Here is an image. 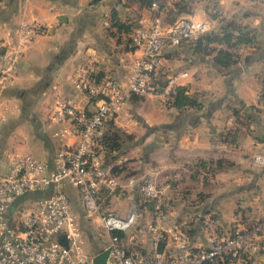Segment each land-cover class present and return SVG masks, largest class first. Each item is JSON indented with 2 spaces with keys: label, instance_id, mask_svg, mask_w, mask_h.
Returning <instances> with one entry per match:
<instances>
[{
  "label": "crops",
  "instance_id": "obj_1",
  "mask_svg": "<svg viewBox=\"0 0 264 264\" xmlns=\"http://www.w3.org/2000/svg\"><path fill=\"white\" fill-rule=\"evenodd\" d=\"M114 9L131 30L105 26L106 16L112 17ZM164 10L174 16L207 20L213 32H221L233 22L245 31H254L255 41L242 45L241 53L233 51L237 47L212 43L215 49H229L238 55V61L228 68L215 62L216 51L203 54L191 44L166 45L160 76L188 72L178 83L187 87V93L195 95L202 107L179 110L157 95L142 99L130 95L123 109L104 126L106 130L112 123L132 136L123 134L122 149L109 155L104 151L102 157L106 177L101 188L103 210L122 217L138 214L135 226L119 231L128 252L148 254L152 247L153 233L148 225L153 209L140 191L143 179L155 180L164 191L162 225L178 226L193 248L210 247L205 226L209 217L216 219L221 234L231 231L238 221L248 225L264 219V164L257 159L264 156V105L258 101L264 86V0H167ZM153 13L152 8L125 0L0 2V41L8 42L11 30L22 22L41 23L48 31L35 38L21 59L14 84L0 90V101L9 106L0 134V175L7 172L13 153L52 162L60 145L54 134L69 126L51 120L50 110L41 101L34 103L32 111L28 96L42 94L44 100L52 98L54 102L77 96L82 106L93 108L90 97L74 86L76 68L92 62L100 80L109 76L119 80L128 62L139 53L127 33L145 25ZM27 121L33 126L28 127ZM29 136L31 145L27 144ZM18 140L24 142L18 147L30 150L14 148ZM64 141L75 145L78 138L67 134ZM12 149L16 150L10 152ZM47 193L44 190L42 196ZM73 196L84 249L94 257L108 248L110 233L102 225L100 213H87L80 196L76 200ZM161 249L167 255L181 252L169 237ZM239 264H264V251Z\"/></svg>",
  "mask_w": 264,
  "mask_h": 264
},
{
  "label": "built area",
  "instance_id": "obj_2",
  "mask_svg": "<svg viewBox=\"0 0 264 264\" xmlns=\"http://www.w3.org/2000/svg\"><path fill=\"white\" fill-rule=\"evenodd\" d=\"M152 9L154 13L147 23L126 35L139 53L128 62L119 80L112 76L94 78L92 62L81 63L76 68L74 86L90 97L93 108L82 106L77 96L56 100L51 105V120L69 124L54 134L60 145L53 161L31 154L10 155L8 170L0 175V264H93V257L84 249L82 226L65 185L79 190L87 213H100L101 223L110 233L107 264H239L264 251V219L248 225L238 221L231 231L221 234L217 221L209 217L205 226L210 247H191L178 226L162 225L166 198L153 179H143L140 183V191L152 202L153 209V219L148 225L153 241L148 254L128 252L115 234L135 226L136 212L122 217L113 210H103L101 188L106 177L101 136L106 122L123 109L131 93L157 95L172 105L178 82L188 72L180 71L161 80L163 48L195 40L211 30L207 20L180 17L168 23L164 9L157 4ZM105 24L115 28L110 16ZM42 26L38 22L22 23L11 41L0 44L1 91L16 81L21 57L41 33ZM240 49L232 50L241 53ZM259 101L264 105V87ZM8 114L9 106L0 101V134ZM67 134L78 138L75 145L65 143ZM257 159L264 164V156ZM50 188L53 190L50 195L27 200L13 210L18 197ZM168 237L178 244L179 254L167 255L162 251L161 243Z\"/></svg>",
  "mask_w": 264,
  "mask_h": 264
},
{
  "label": "trees",
  "instance_id": "obj_3",
  "mask_svg": "<svg viewBox=\"0 0 264 264\" xmlns=\"http://www.w3.org/2000/svg\"><path fill=\"white\" fill-rule=\"evenodd\" d=\"M2 1H5V0H0V2ZM120 1H123V0H120ZM125 1L127 3H138L141 7H146L149 9H151L154 4H157L159 5L161 10L165 9L166 4H167V0H125ZM111 19H112L113 25L117 26L119 30H123V29L131 30V28L128 27L125 23L121 22V20L119 19L117 15V11L115 9L113 11V15ZM170 22L172 23L173 21H170ZM43 28L45 27L42 26L41 29ZM254 37H255L254 31H251V30L245 31L240 25H237L233 22H228V25L224 27L221 32H213L212 30H210L208 33L198 37L195 40H192V39L185 40V41H182L177 46L179 47L183 44H191L193 48L196 50V52L201 51V53L203 54H207V53L210 54L216 51V55L214 56L215 62L223 68H228L238 61V55L229 49H224V48L215 49L214 47H211V44L214 42H219V43H225L229 47H241L242 45H245V44L246 45L253 44L255 41ZM177 46H170V48L177 47ZM162 54H163V50H162ZM93 77L100 80L97 77V74L95 73ZM165 78L166 77L164 78L161 77V80ZM162 82L163 81H161V83ZM177 90H178L177 91L178 93L176 96V100L172 104V106L178 108L179 110H185L187 108L198 109L202 107V103L197 99L195 95H190L187 93V87L179 85ZM130 95H134L139 99H142L144 96V95H140L137 93H131ZM109 121L110 119L106 122V124ZM123 134L127 135V137H129L130 139L132 138L131 135H128L125 132H122L119 128L114 127L112 123H110V126L106 130H104L103 128L101 138L105 145V151L108 153V155L114 154L115 151H119L120 149H122L123 147V136L122 135ZM46 191H48L47 195H50L53 192L52 188L47 189ZM43 192L44 191H37L34 193H29L24 196L18 197L13 205V210H15L16 207H19L20 205L24 204V202H26L27 200L34 199V198L37 199L41 197ZM30 194H35V195L31 196ZM148 202L151 204V207H152V202L151 201H148ZM165 206H164V211H165ZM119 231L120 230L115 231V234L122 237V233ZM249 260H251V258H247L246 262H248Z\"/></svg>",
  "mask_w": 264,
  "mask_h": 264
},
{
  "label": "rangeland",
  "instance_id": "obj_4",
  "mask_svg": "<svg viewBox=\"0 0 264 264\" xmlns=\"http://www.w3.org/2000/svg\"><path fill=\"white\" fill-rule=\"evenodd\" d=\"M182 15L181 14H177V15H173L172 13H165L164 12V18H165V20H166V22H170V20H177V19H179L180 17H181ZM109 16L107 15L106 16V19L108 18ZM106 19H105V21H106ZM22 23H28V22H22ZM22 23H20V24H22ZM19 24V25H20ZM104 24H105V22H104ZM105 26H106V24H105ZM107 28H109L108 26H106ZM17 28V26L13 29V30H11V32H10V35H9V41H11L12 40V38L15 36V29ZM137 28V27H136ZM135 29V28H134ZM133 28H132V30H134ZM48 33V31H47V28H43L42 29V31H41V33L39 34V35H41V34H47ZM38 35V36H39ZM7 40V39H6ZM6 40H2V41H0V44H2L4 41H6ZM8 41V42H9ZM34 42V41H33ZM30 48V47H29ZM29 48H27L26 49V51H25V53L22 55V57L21 58H23L24 56H25V54H26V52L28 51V49ZM164 49H165V47H164ZM163 49V50H164ZM173 70H174V68H173ZM164 73V72H163ZM174 74V73H173ZM166 77V76H165ZM263 87L264 86H262V88L259 90V92H258V101L260 100V95H261V91L263 90ZM42 95V94H41ZM40 94L38 95V94H36V95H30V96H28L29 98H28V101L30 102V104H33V110L32 111H34V103H36L37 101L39 102V101H41L40 103H41V105L42 104H44V107H45V105H47L46 107L50 110V108H51V105L54 103V101L53 100H51L52 98H49V99H43V97L41 96ZM27 101V100H26ZM27 101V102H28ZM47 103V104H46ZM50 105V106H49ZM49 106V107H48ZM28 110V109H27ZM26 115L28 116L27 118H30V116H31V113L30 112H27L26 113ZM27 123V126L28 127H30V126H33L30 122H26ZM29 134V133H28ZM123 137H124V135H122ZM29 139H28V143L27 144H30L31 145V142H32V139H31V136H29L28 137ZM20 142L23 144L24 142H22V141H20V140H18L17 142H16V145H14L13 147L14 148H16V149H19V150H22V151H29L30 150V148H24V147H18L19 146V144H20ZM16 149H12L10 152H12L13 150H16ZM14 152V151H13ZM31 153V152H30ZM33 154V153H32ZM0 170H2V167L0 166ZM158 184V183H157ZM68 186H69V188H68ZM67 186V193H69V195L71 196V198H72V196H73V194L75 195V196H73V198L76 200L77 199V197H79V190L76 188V187H74V186H70V185H68ZM158 186H159V184H158ZM80 201H81V198H80ZM72 202H73V205H74V200H72ZM82 202V201H81Z\"/></svg>",
  "mask_w": 264,
  "mask_h": 264
},
{
  "label": "water",
  "instance_id": "obj_5",
  "mask_svg": "<svg viewBox=\"0 0 264 264\" xmlns=\"http://www.w3.org/2000/svg\"><path fill=\"white\" fill-rule=\"evenodd\" d=\"M110 254V248H106L103 251L97 253L93 257V264H107V259Z\"/></svg>",
  "mask_w": 264,
  "mask_h": 264
}]
</instances>
